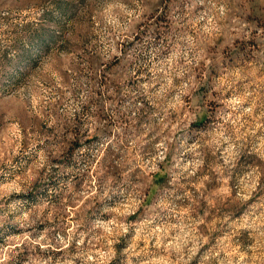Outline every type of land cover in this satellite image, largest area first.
<instances>
[{"label": "clouds", "instance_id": "9594fccd", "mask_svg": "<svg viewBox=\"0 0 264 264\" xmlns=\"http://www.w3.org/2000/svg\"><path fill=\"white\" fill-rule=\"evenodd\" d=\"M0 264H264V0H0Z\"/></svg>", "mask_w": 264, "mask_h": 264}]
</instances>
